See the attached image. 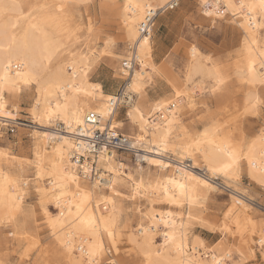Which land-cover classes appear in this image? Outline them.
I'll return each mask as SVG.
<instances>
[{
  "label": "bare ground",
  "instance_id": "bare-ground-1",
  "mask_svg": "<svg viewBox=\"0 0 264 264\" xmlns=\"http://www.w3.org/2000/svg\"><path fill=\"white\" fill-rule=\"evenodd\" d=\"M92 1L0 0V126L17 120L20 92L33 89L28 114L38 127H32L29 162L0 150V224L9 223L13 228L20 213H24L23 220L36 215L35 208L24 212L22 208L30 183L38 212L64 264H97L106 251L117 255L123 235L138 264H227L232 252L255 255L252 243L262 247L264 220L257 223L251 218L243 193L226 181L214 180L222 177L237 182L244 172L264 187V127L244 142L243 138L233 140L230 133H221V121L198 132L185 131L188 127L180 120L181 111H192L195 92L205 89L207 83L212 91L227 83L226 75L191 45L183 82L169 77L171 94L147 103L145 86L155 64L151 33L142 35L140 28L150 9L160 11L169 0L102 4V11L113 18L118 32L111 35L109 28L92 31V23H87L86 33L94 44L81 50L68 42L70 19L76 5H86L87 10ZM201 2L213 3V8L205 9L206 17L218 19L228 14L236 23L240 49L234 55L233 75L247 88L243 111L255 114L261 101L259 92H264V8L260 0ZM217 2L222 4V11L215 7ZM98 40L102 43L100 52L108 53L112 61L120 58L111 49L117 40L126 41L127 48L133 46V59L139 66L131 70L122 67L127 49L120 68L123 91L133 96L125 112L134 131L128 138L137 147L139 160L160 171L155 175L144 172L140 163L130 171L113 152L97 156L99 170L96 181H92L82 175H88V169L79 170L71 160V154L78 151L74 148L75 133H85L96 121L102 126L110 120L111 127L117 129L124 125L121 120L114 122L117 109L109 105L114 94L104 92L99 82L88 78ZM14 65L18 68L13 69ZM185 160L190 164L184 166ZM28 170H32L31 177ZM220 186L227 188L231 197L221 225L226 217L228 224H233L229 233L236 235V247H206L204 238L188 235L187 227L193 221L213 229V224L200 215L198 205ZM122 190L129 191L132 198L140 194L146 198L148 207L137 216L135 229L125 219L129 206ZM157 202L164 203L165 208H155ZM49 204L57 208L56 213L50 211Z\"/></svg>",
  "mask_w": 264,
  "mask_h": 264
},
{
  "label": "rangeland",
  "instance_id": "rangeland-1",
  "mask_svg": "<svg viewBox=\"0 0 264 264\" xmlns=\"http://www.w3.org/2000/svg\"><path fill=\"white\" fill-rule=\"evenodd\" d=\"M113 1L93 0L87 4V10L86 5H76L70 19L72 33L68 38L69 44L71 43L81 50H85L88 46H93L94 42L91 41V38L86 33L87 25L90 22L92 23V31L109 28L112 30L111 35L113 33L116 34L118 32L116 22L112 17H107L101 9L102 4L108 5L113 3ZM201 1L184 0L173 10L161 12V9L158 11L160 14H156L155 24L151 31V54L152 62L155 64V71L150 72V79L148 78L145 86L144 98L147 103H150V101L171 94L172 87L168 82V78L171 76H175L174 78L178 79L179 82H183L184 64L186 63L188 49L191 45H195L204 57L209 58V63L215 65L226 75L225 81L227 83H224L219 89L214 91L209 88L207 83L205 89L195 92V104L192 111L183 109L180 113V120L188 127L185 131L189 129L198 132L210 123L221 121V133H230L233 140L239 141L240 138H243L244 142L251 138L259 130V127H264V92H259L262 102L260 101L256 106L255 114L245 113L243 111V101L247 88L244 84L236 81L233 75L235 67L234 55L240 49L238 31L235 28L236 23H233V17L228 14L218 19L206 17ZM126 44V41L117 40L111 48L114 53L120 56L119 61H112L108 53L100 52L102 46L100 40H98L96 47L93 48V61L88 78L90 81L99 82L106 93L115 94L124 84L120 68L121 59L127 50ZM32 99L33 89H23L18 99L21 112L18 113L17 120L14 122L10 121L6 126H0V150L6 151L9 156L13 155L14 158L26 162H29V158L32 156L30 148L32 145V129L38 128L36 124L31 122L32 119L28 114ZM126 107L125 105L120 106L114 116V122L115 120H121L124 125L118 129L114 126L112 128L128 137V135L133 136L134 131L130 128L126 119ZM168 156L174 157L170 153H168ZM115 157L117 160L123 161L122 163L132 172H134L138 163L143 166L144 172H149L151 175L160 172L153 166H147L145 161L138 160L132 154L116 153ZM164 159L168 162L171 161V158L164 157ZM189 164V161H184V166ZM27 175L31 177L32 170H28ZM214 181L217 183L226 181L231 188L243 193L248 201V213L251 218L257 223L264 220V187L248 178L244 172L241 173L237 182L227 181L222 177ZM32 190L29 183L26 196L22 202V208L23 212L25 209L35 208L34 215L35 213L36 215L29 216L23 220L24 213H20L14 221L13 228L9 223L0 224V261L4 264H64L63 260L55 252L56 248L53 238L50 236L44 218L38 212L36 196ZM122 191L126 196V206H129V209H126L127 215L125 219L135 229L137 216L144 213L148 207L146 198L142 194L132 198L129 195V191ZM230 198V191L227 188L220 186L216 191L212 192L206 200L200 203V206L198 205V209H200L202 218L213 224L217 230L207 229L199 222L193 221L187 227L188 235L196 234L201 236L205 240L206 247H217L223 244L229 247H236L238 245L236 235L220 230L223 228L221 221H223V215L230 204ZM135 205L138 206L137 209ZM165 206L162 202L154 204L157 209H163ZM204 207H206L205 210L203 209ZM49 209L52 213L57 212V208L53 204H49ZM186 209L187 207L184 204L182 210L185 211ZM134 210H136V214ZM232 226L233 224H230L231 229L233 228ZM9 229L12 234H9ZM123 237L118 244L119 255L106 251L102 260L97 264H105L106 262L108 264H112V262L114 264L139 263L135 255L129 252L130 246L126 243L125 235ZM156 239L157 242L161 241L160 235L157 234ZM254 244L252 243V247L256 256L252 255L250 257L252 264H257V261L264 262L263 255L260 253L261 247L258 244ZM26 253H28L27 256L25 255ZM231 254L232 261H228L227 264H236V261L244 260L245 258L249 259L245 253L244 255L235 252Z\"/></svg>",
  "mask_w": 264,
  "mask_h": 264
},
{
  "label": "built area",
  "instance_id": "built-area-1",
  "mask_svg": "<svg viewBox=\"0 0 264 264\" xmlns=\"http://www.w3.org/2000/svg\"><path fill=\"white\" fill-rule=\"evenodd\" d=\"M182 1L184 0H169L161 12L177 8ZM215 7L219 8L220 11L223 9L220 2H217ZM202 8L207 10L213 8V3H205L202 5ZM158 11L159 9H157L156 12H153V9L148 11L150 15H146L147 18H145L144 22L141 24L140 31L142 35H148L151 33L155 24L156 16L158 15L157 13L160 14ZM127 49V54L124 58L125 60L122 61V67L126 70H131L133 67L139 66V62L133 59L135 58V56H133V46L131 47L129 44ZM128 63L129 66H127ZM15 68H18V65H14L13 69ZM123 87L124 84L114 94V98H111L109 101V105L115 107L116 109L120 106H126L127 103L133 99L132 95L130 96L123 91ZM97 124H99L97 121L95 123H91V128L85 133L74 134V148H76L79 152L75 151L71 154V160L77 167L80 168L79 170L88 169V171H86L88 175H82L92 181H96V170H99L96 166L98 155H105L106 153L113 152L127 153L134 155L139 160L137 147L133 144L134 142H132L125 134H122L115 128H112L110 120H107L106 124H102V126H97Z\"/></svg>",
  "mask_w": 264,
  "mask_h": 264
},
{
  "label": "snow or ice",
  "instance_id": "snow-or-ice-1",
  "mask_svg": "<svg viewBox=\"0 0 264 264\" xmlns=\"http://www.w3.org/2000/svg\"><path fill=\"white\" fill-rule=\"evenodd\" d=\"M260 3H261V7L264 8V0H260ZM243 6H244V5L241 4V7H243ZM177 95H179V93H177ZM212 230H213V231H216L217 229H216L215 227H213ZM220 230L223 231V232H225V233H227V232L230 231V225L228 224V218H227V217L225 218L223 228L220 229ZM8 231H9V234H12V233L10 232V229H9ZM262 232H264V226H262ZM108 235H109L110 237L113 236V234H112L111 232H109ZM113 239H114V237H113ZM101 248H102V245H101ZM26 251H27V250H26ZM260 253H261V254H264V241H262V247H261V249H260ZM92 254L94 255L95 252L92 253ZM241 255H244V253L241 252ZM252 255H254V253H250V254H249V259H245V260L237 261L236 264H252L251 259H250V257H251ZM217 264H219V262H217ZM257 264H264V262H259V261H257Z\"/></svg>",
  "mask_w": 264,
  "mask_h": 264
}]
</instances>
